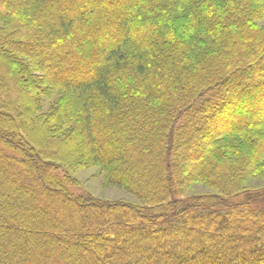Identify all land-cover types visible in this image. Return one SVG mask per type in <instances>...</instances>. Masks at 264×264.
Wrapping results in <instances>:
<instances>
[{
  "label": "trees",
  "instance_id": "obj_1",
  "mask_svg": "<svg viewBox=\"0 0 264 264\" xmlns=\"http://www.w3.org/2000/svg\"><path fill=\"white\" fill-rule=\"evenodd\" d=\"M101 263L264 264V0H0V264Z\"/></svg>",
  "mask_w": 264,
  "mask_h": 264
},
{
  "label": "rangeland",
  "instance_id": "obj_2",
  "mask_svg": "<svg viewBox=\"0 0 264 264\" xmlns=\"http://www.w3.org/2000/svg\"><path fill=\"white\" fill-rule=\"evenodd\" d=\"M56 96L55 92H52L50 97H45L43 100V109L47 110L48 100L53 99ZM45 102V103H44ZM259 105V104H257ZM253 105H250L249 108H252ZM82 148V149H81ZM78 152L81 155H85L87 151V146L78 147ZM3 167L7 169L10 175H13L17 181H25V182H34L32 180L33 174L30 173V178H23L22 175V167L17 166L16 171H13L10 166L5 163H2ZM34 170V169H33ZM32 171V170H31ZM73 177L77 181L76 185L72 186V190L76 193H89L97 198L105 199V200H124L131 202H138L136 197L129 193L122 187L106 185L104 182L105 173L100 170L98 166L93 165H82L74 168ZM245 185L250 188L260 187L263 185V182L260 178L250 177L246 180ZM214 190L200 182H192L188 188L185 195H195V194H206L212 193ZM45 203V202H44ZM102 264V263H101Z\"/></svg>",
  "mask_w": 264,
  "mask_h": 264
}]
</instances>
